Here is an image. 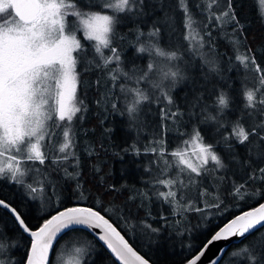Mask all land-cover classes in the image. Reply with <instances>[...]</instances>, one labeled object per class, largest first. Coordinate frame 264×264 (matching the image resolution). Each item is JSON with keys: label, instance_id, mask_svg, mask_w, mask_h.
Masks as SVG:
<instances>
[{"label": "snow or ice", "instance_id": "6c2138e0", "mask_svg": "<svg viewBox=\"0 0 264 264\" xmlns=\"http://www.w3.org/2000/svg\"><path fill=\"white\" fill-rule=\"evenodd\" d=\"M237 3L238 0H208L204 4L201 0H173L171 4H154L153 0H103L99 7L111 12L105 14L81 10L77 0H0V179L7 177L11 182L23 186L24 178L33 171L27 165H44L48 160L44 150V141L51 138L48 122H67L71 125L78 113L86 111L83 100L77 101L81 84L77 65L78 57L86 58L88 53L77 32L82 31L84 39L93 42L94 58L98 57V64L105 67L117 65V70L109 69V74L113 82L123 77L119 91L130 97L125 112L130 120L135 121L141 105L150 99L148 93L139 87L143 81H148L151 88L160 89L167 104H173L172 97L162 85L164 81L174 84L183 78L178 65L172 63L180 60L181 54L178 51L168 52L160 47H152L151 54L161 58L159 65L156 62L148 63L147 70L139 75L135 70L131 75L120 71L119 51L112 45L113 26L118 14L144 16L146 9L159 8L164 11L167 8L165 20L172 22L173 17L169 13L175 8L181 14L182 27L186 33L184 39L189 41V49L203 48L206 37L211 48L212 31L208 30L201 35L197 30L195 17L199 14L203 16L200 23L204 28H208L209 24L213 27L231 25V31L237 34L231 43L234 50L239 52L247 37L243 34L244 25L237 13ZM260 4L264 5V0H260ZM69 17L74 19L70 22ZM159 33L160 26L154 25L148 35L156 37ZM139 35L144 33L140 32ZM105 49L110 55H105ZM145 50L143 46L138 49L141 53ZM235 59L245 69L251 70L249 75L253 81L252 87H246L243 92L245 117L239 118L232 125L229 135L223 136L224 143L233 151V155L228 158L229 163L234 164L238 171L243 169L246 173L242 177L243 183L230 189L239 193L249 181L264 183V69L257 62L250 46L244 53L236 55ZM149 73L152 74L151 78ZM153 79L157 82L153 83ZM129 83L133 86L129 87ZM113 87L117 85L113 83ZM216 103L221 109H226L230 100L226 94L221 93L217 96ZM112 107L115 108L116 105L113 104ZM178 114V109L175 112L161 109L162 119L174 118ZM241 120L246 121L247 127ZM54 126L59 127V124ZM70 133L71 128L66 127L62 133L63 143L59 152L66 153L72 146ZM233 141L245 148V157L239 161L235 160ZM189 143L198 146L195 153H190L185 148L170 154L176 159L178 174H190L189 183L192 182V174L201 176L208 170L210 163L215 168H228L229 165L213 150V146L204 143L198 129H194ZM133 150L139 153V149L134 146ZM165 151L161 146L158 155L164 157ZM254 151L258 155L254 156ZM152 152L156 153L157 149L153 148ZM68 158V155H64L57 157L54 162ZM253 162L256 163L255 168L252 167ZM155 184L167 189L158 191V197L183 208L177 195L181 188L187 187L184 181L164 178L155 180ZM27 187L32 193L43 190L42 187H33L30 183ZM206 194L207 189L200 193L201 196ZM205 207L220 209L221 202L216 201ZM226 207L225 205L224 208ZM0 209L6 210L17 226L30 236V251L24 264H49L54 242H58V238L63 235L76 231H88L98 241L103 242L120 264H150L148 259L132 247L114 223L106 218V214H102L103 210L85 206L53 208L52 214L46 219L42 218V222L33 230L26 223V218L22 210H18V206L14 207L0 199ZM148 228L154 233L160 231L151 225ZM260 229H264V203L235 215L222 226L210 225V238L208 232L202 233L205 240L193 249L192 256L185 264H202V258L210 250L209 246L215 242L228 241L231 238L248 239L250 236H254L255 240L250 241L249 246L244 249L247 255L245 264H264V235L260 233ZM75 252L80 254L82 249L77 247ZM76 264L82 262L78 259Z\"/></svg>", "mask_w": 264, "mask_h": 264}, {"label": "trees", "instance_id": "16d2710c", "mask_svg": "<svg viewBox=\"0 0 264 264\" xmlns=\"http://www.w3.org/2000/svg\"><path fill=\"white\" fill-rule=\"evenodd\" d=\"M79 2L81 3L80 8H88L87 6L91 5L90 0H79ZM207 2L208 0H201L202 4ZM153 3L171 4L173 0H153ZM96 7L98 8L99 5ZM98 9L100 11L101 7ZM236 9L241 24L244 25L243 34L247 37L242 42L239 52L234 50L231 43L237 35L231 31V25L213 27L209 24L208 28H204L200 23L203 16L198 14L195 17L197 29L201 35H204L208 30L212 31L211 48L206 37L203 51L211 58L216 59L219 65H224L222 75L225 80L218 86L221 92L217 94L212 92L209 97L211 99L207 101V105L218 108L224 113L225 120L221 130L213 127L202 115L205 108L200 110L199 118L195 124L199 126H195L191 122L177 125L173 123L177 120V115L174 118L162 119L161 114L158 117V123L156 122L158 126L154 127V123L149 126L150 116L145 102L141 105L138 118L135 121L130 120L125 112L130 101H128V96L119 91V84L123 82V77L121 76L120 80L113 82L109 74V69L117 70V65L111 64L105 67L103 64H98L96 62L98 57L94 58L93 42L86 40L83 46L88 55L86 58L78 57L77 65L81 80L77 101L83 100L86 111L78 113L71 125H68L67 122H54V124H59V127L54 126L58 135L66 127H71L70 138L73 144L75 143L74 153L76 156L69 160L73 163L65 168L56 166V168L50 169L47 166L41 169L47 171L49 176L57 181L52 197L54 204L48 211H45L42 206L43 202H39V204L38 201L28 196L29 192L24 191V187L19 184H14V186H21L18 189L11 188L6 178L0 179V199H4L14 207L18 206V210H22L26 223L32 229H36V226L42 222V218H48L52 214L53 208L86 206L93 207L95 210H103L102 214H106V217L114 223L129 243L152 264H184L192 256L193 249L199 247L205 240L202 233L208 232L210 238V225L213 227L215 225L222 226L235 215L261 204L264 201V183L249 181L245 188L236 193L230 189L239 187L243 183L242 177L246 176L244 170L240 169L239 177L243 175L236 182H232L229 171H223L224 175L218 174L220 176L218 178L215 176L218 173L217 168L210 164L208 170L200 176L201 179L208 176L210 179L206 180L210 184L204 185L206 188L200 186L195 189L196 197L188 203L183 198L187 188H181L177 199L182 202L183 208H178L175 204L163 200L162 212L156 194L158 191H167V189L162 185L155 184V180L150 181L152 187L148 189L141 183H133V173L124 170L127 159L138 156L137 159L140 162H146L150 158L156 157L160 165L156 180L167 178L166 166L161 165V157L158 155L160 147H164L161 145V141L163 143L166 141L169 145L171 139L175 137L176 140L179 139L177 143L181 142L180 146L182 144L190 146L189 141L194 129L200 131L204 142L211 144L217 154L227 157L233 155V151H230L224 143L223 136L230 134L232 125L242 118V115L245 117L243 92L246 87H252L253 84L252 77L249 75L251 70L245 69L235 57L244 53L250 46L256 55L257 62L264 69V18H262L264 12L262 6L259 0H238ZM145 11L144 16L135 14H118L117 16V21L113 26L112 45L119 51L121 59L118 69L120 71L130 73L136 69L134 63L140 59L142 66L145 65L154 57L151 54L152 47H160L168 52L178 51L186 57L201 58V55L197 53L201 54L202 52L190 50L189 41L184 39L186 33L182 27L181 14L178 10L173 8L169 13L172 17H176L177 27L175 29H171L168 26L169 22L165 20L167 8L164 11L159 8L146 9ZM154 25L160 26V33L156 37H149L148 33ZM140 32H143L144 35L138 36ZM173 41L180 42L181 46H173ZM141 46L146 49L143 53L138 51ZM104 53L106 56L110 55L107 49L104 50ZM208 69L199 64L198 71L194 75L195 81L186 82L176 88L171 96L174 107L171 109L162 103L164 111L175 112L178 109L182 116H188L191 102L193 101L197 105L198 94L196 92L208 87L205 84L207 79L204 78L211 74L207 71ZM199 77H203V81L195 84ZM113 83L117 87H113ZM221 93L226 94L230 100L227 109H221L216 103L217 96ZM179 102L180 104L177 105ZM113 104L116 105L115 108L112 107ZM235 105L242 106L236 110ZM161 109L160 107V111ZM240 122L247 127L245 120ZM233 145L236 161L243 159L245 148L236 144L235 141H233ZM133 146L139 149L138 154L133 150ZM153 148L157 149L156 153L152 152ZM167 148L169 147H165L166 150ZM47 154L49 164L53 154L51 150ZM71 154H73L72 150ZM256 154L258 153L254 151L253 155ZM252 167H256L255 162L252 163ZM177 173L174 170L171 176H176ZM151 175L152 172H149L148 178H152ZM205 189H207V194L201 196L200 193ZM216 201L221 202L220 209L205 207V205H211ZM225 205L226 208H224ZM196 208L204 210L196 211ZM0 221L4 222L9 237L15 238L16 242L20 243L18 255L21 260L20 264H24L26 261L24 258L30 247L29 238L9 214L0 213ZM213 221L215 224H212ZM148 225L160 229L159 233L152 232ZM141 228L146 231L144 236L138 233ZM260 233L264 235V229H261ZM254 240L255 237L250 236L242 243L232 245L226 250L219 264H245L247 255L244 249L249 246L250 241ZM77 247L82 249L80 254L75 252ZM61 252L64 253V258L59 261ZM74 259H79L82 264H117L101 244L85 231L70 232L62 237L55 247L50 264H68Z\"/></svg>", "mask_w": 264, "mask_h": 264}, {"label": "rangeland", "instance_id": "374dc122", "mask_svg": "<svg viewBox=\"0 0 264 264\" xmlns=\"http://www.w3.org/2000/svg\"><path fill=\"white\" fill-rule=\"evenodd\" d=\"M79 1V0H78ZM91 1V5H88L89 9L83 10V11H92V12H102L105 14H111V12L109 10H105L102 9L99 11V7L97 8L96 5H100L103 3V0H90ZM260 2V0H259ZM263 12H264V5H261ZM109 12V13H108ZM175 18L173 17L172 22H169V27L171 29H175L177 27V24L175 22ZM74 18L69 17V21L71 22ZM197 27V25H196ZM198 30V29H197ZM77 36L78 38L81 40V43L83 45L84 41H86L83 37V32H77ZM173 46L175 47H180L181 43L180 42H176L173 41ZM203 48H200L199 50H194V52H200L201 54L197 53L198 55H201V58H198L196 56H192V57H186L185 55L181 54V59L178 61H173V64L178 65L180 71L183 74V78L182 79H178L174 84H171L169 81H164L162 87L164 88L165 91L168 92V94L170 96H172V93L175 91L176 88L180 87L182 84L186 83V82H194V75L195 73L198 71V65L201 64L207 68H209L207 71L211 74L205 76L204 78L207 79L205 80V84L208 85V87L206 89H203L201 91L196 92L198 94V101H197V105H195V102H191V109L190 112L188 114V116H182L181 114L177 115V120L173 121V123L175 124H182V123H189L191 122L192 124H196L199 115H200V110L205 108V111L203 112L204 114H202L203 116L206 117L207 121L213 125V127H217L221 130V125H223L224 120H225V116L223 111L219 110L218 108H214L211 105H207V101H209L211 98H209L211 96V93H220L221 89L220 86L221 83L224 82V76L222 75V71H223V67L224 65H219L218 62L216 61V59L211 58L208 54H206ZM159 57H153L152 59H150V61L146 62V64L142 66V62L136 61L134 63V66L136 69H133L136 71L137 75H139L142 71H146L147 70V65L148 63H152V62H156L159 65L160 62ZM133 70L129 73L130 75L132 74ZM149 77H152V74L149 73ZM203 77H199L195 84L199 82L201 83ZM157 82L156 79H153V83ZM211 84L212 87H211ZM129 87H132V84L130 83ZM139 87L148 93V95L150 96L149 101H145V106L147 107V110L149 112V116H150V121H148L149 126L152 125L153 126H158V124H156V122L158 123V117L161 116V111H160V107L163 109L162 103H164V105H167L168 107H170L171 109L174 107L173 104L169 105L167 104L166 100L164 99V97L161 95V90L160 89H156V88H151L150 86H148V81H143L141 82V84L139 85ZM128 101H130V97H128ZM206 102V105H205ZM180 102L177 104L179 105ZM160 106V107H159ZM242 105H235V109L239 110V108ZM207 107V108H206ZM227 109V108H226ZM240 113V112H239ZM242 115V114H241ZM209 117H215V119H209ZM242 117H244L242 115ZM204 120V119H203ZM206 124V123H204ZM49 125V129H50V139H46L44 141V150H45V154L46 156L48 155L47 152L49 150H51V153L53 154V157L51 160V162H49L46 160L44 165H39L38 163L35 164H29L27 165V167H30L33 169V171L29 172L28 176L25 177V184L23 185L24 187V191L29 192L28 196H30L32 199H34L35 201L39 202H43V208L45 211H48L49 208H51V206L54 204L53 203V193L56 190L55 188V184L57 183L56 179H54L53 177H50L49 174L47 173V171H43L41 170L43 167H49L50 169L52 168H56V166H60L62 168H65L67 166H69L70 164L73 163V161H69L71 159H73V156H76V154L74 153V145L73 141H72V146L69 148V150L66 153H61L59 152V147L61 146V144L63 143V136L62 133L60 135L56 134V131L54 129V121H49L48 122ZM195 126H199V125H195ZM202 127V126H201ZM71 128V127H70ZM203 128V127H202ZM57 136V137H55ZM178 137V136H177ZM75 141L77 142V139H75ZM179 141V139H175V137L173 139H171V141L168 143H166V141L163 143L164 148L165 147H169L167 148V150L165 151V155L164 157H162L160 159V163L161 165L163 164L164 166H166L165 172L168 175L167 178H175V179H179L184 181V184L187 185V190L186 193L183 195L184 201L186 203L192 201L196 196L194 194V190L200 188V186H203V188H206L207 184H210L206 179L209 178L208 176H205L204 179H201L200 176H195L192 175V182L189 183L188 177L190 174H185V173H177L176 176H171V174L173 173V171L175 170V172H177V162L175 157H172L170 154L172 151L175 150H184L185 148L190 152V153H195L198 150V146H194L190 143V146H185V145H181V142L177 143ZM205 144H207V142H204ZM78 144V142H77ZM76 144V145H77ZM71 150L73 151V154H71ZM64 155H68V160H59L58 162H54L56 161L57 157H63ZM221 156L222 159L225 160V163L228 164V168L227 169H219L217 168V174L215 172V176L216 177H220L218 176V174H222L224 175L223 171H229V176L231 178L232 182H236L239 178H241V175L239 177V171L237 170V167L232 164L229 163V157L224 156L223 154H218ZM258 155V154H256ZM232 156V155H231ZM137 158H139L138 156H136V158H130L125 160V164H124V170H126L128 173H133V178H132V182L133 183H141L143 187L145 188H149L152 187L150 184V181L156 180L157 175H158V170L160 169V165H159V161L158 158L154 157L150 158L149 160H145L146 162H140ZM236 160V159H235ZM165 161H167L168 163L165 164ZM211 164V163H210ZM209 164V165H210ZM149 172H152L151 177L152 178H148L149 176ZM235 173V175H234ZM226 176V175H225ZM8 180V184L11 188H19L21 186H14V182H11L10 179H8L7 177H5ZM225 178V177H224ZM210 179V178H209ZM226 180H229L228 178H225ZM222 180V179H221ZM222 182V181H221ZM32 184L33 187H37V188H41L42 187V191L36 192V193H32L28 187L27 184ZM184 188V187H183ZM209 188V187H207ZM155 195V193H154ZM156 199L158 200V202L161 204V211H162V203H163V199L158 197V195L156 194ZM84 201V200H83ZM182 203V202H181ZM206 203V202H203ZM40 204V203H39ZM163 212V211H162ZM138 233L141 236H144L146 234V231L144 230V228H141V230L138 231ZM17 240L15 238H11L9 237V235L6 233L5 227H4V222L0 221V264H20L21 260L19 259V255L18 253L20 252V243L16 242ZM17 254V255H14ZM61 258H64V253L61 252L60 254V258L59 261L61 260ZM68 258V257H67ZM66 258V259H67ZM76 259L71 260L68 264H76ZM65 264V263H63Z\"/></svg>", "mask_w": 264, "mask_h": 264}, {"label": "water", "instance_id": "95a60500", "mask_svg": "<svg viewBox=\"0 0 264 264\" xmlns=\"http://www.w3.org/2000/svg\"><path fill=\"white\" fill-rule=\"evenodd\" d=\"M264 203V201L262 202ZM259 206V205H258ZM86 207V206H85ZM257 207V206H256ZM255 208V207H254ZM95 210V209H94ZM251 210V209H250ZM6 211V210H5ZM248 211V210H247ZM7 212V211H6ZM8 213V212H7ZM243 213V212H242ZM241 214V213H240ZM12 217V216H11ZM107 218V217H106ZM111 222V221H110ZM118 229V228H117ZM35 230V229H33ZM119 230V229H118ZM261 230V229H260ZM22 231V230H21ZM120 231V230H119ZM23 232V231H22ZM87 233H89L88 231H85ZM24 233V232H23ZM30 240V236L26 233H24ZM90 234V233H89ZM122 234V233H121ZM91 235V234H90ZM123 235V234H122ZM65 235H63L62 237H64ZM93 236V235H92ZM94 237V236H93ZM95 238V237H94ZM96 239V238H95ZM126 239V237H125ZM61 240V238H58V242ZM97 240V239H96ZM244 240L243 238H231L228 241H219V242H215L214 244L209 246V251L206 252L205 257L202 258V264H219L222 256L224 255V253L226 252V250L228 248H230L232 245H237L242 243ZM98 241V240H97ZM58 242H54L53 245V249L55 250V247L57 245ZM101 246L108 252V254L112 257V259L117 263L120 264V262L115 258L114 254L110 253V250H107L106 245L103 244V242L98 241ZM133 247V246H132ZM134 248V247H133ZM135 249V248H134ZM223 250L222 252H219V250ZM136 250V249H135ZM29 251H30V247H29ZM28 251V252H29ZM137 251V250H136ZM54 252V251H53ZM53 252H50L49 255V264L51 263V259L53 256ZM138 252V251H137ZM139 253V252H138ZM219 253V254H218ZM140 254V253H139ZM141 255V254H140ZM150 264H152L150 262ZM185 264V263H184Z\"/></svg>", "mask_w": 264, "mask_h": 264}, {"label": "flooded vegetation", "instance_id": "af4514ba", "mask_svg": "<svg viewBox=\"0 0 264 264\" xmlns=\"http://www.w3.org/2000/svg\"><path fill=\"white\" fill-rule=\"evenodd\" d=\"M77 3L79 4V6L81 5V3L77 0ZM88 7V6H87ZM81 9H83V10H86V9H89V8H81ZM3 212L4 213H7L5 210H3V209H0V213H2L3 214ZM7 214H9V213H7ZM10 215V214H9ZM11 216V215H10ZM29 245H30V243H29ZM27 256V255H26ZM24 259H26V257L24 258Z\"/></svg>", "mask_w": 264, "mask_h": 264}]
</instances>
